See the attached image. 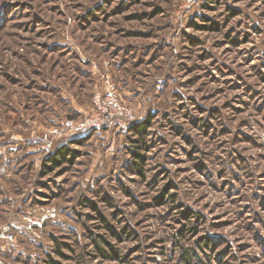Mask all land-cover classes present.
Instances as JSON below:
<instances>
[{"label": "rangeland", "instance_id": "374dc122", "mask_svg": "<svg viewBox=\"0 0 264 264\" xmlns=\"http://www.w3.org/2000/svg\"><path fill=\"white\" fill-rule=\"evenodd\" d=\"M106 81L125 128L49 134ZM11 222L3 264H264V0H0Z\"/></svg>", "mask_w": 264, "mask_h": 264}, {"label": "built area", "instance_id": "2783aa9c", "mask_svg": "<svg viewBox=\"0 0 264 264\" xmlns=\"http://www.w3.org/2000/svg\"><path fill=\"white\" fill-rule=\"evenodd\" d=\"M94 104V114L81 120H65L61 125L54 127L49 134L60 135L65 130H71L79 134L89 130H100L104 127L117 125L125 128L134 118L132 110L120 103L117 90L114 84L109 81H106L103 92L94 96ZM46 150L48 151L49 148H46ZM14 227H17V225L12 222L3 225L0 230V240L7 243L13 242L15 239L13 234ZM0 264H3L1 257Z\"/></svg>", "mask_w": 264, "mask_h": 264}, {"label": "trees", "instance_id": "16d2710c", "mask_svg": "<svg viewBox=\"0 0 264 264\" xmlns=\"http://www.w3.org/2000/svg\"><path fill=\"white\" fill-rule=\"evenodd\" d=\"M130 128L132 130H135L136 133L140 134V135H142L143 130H144V127H143L142 124H139V125L137 124L135 126H131ZM137 146L138 145H134V147H137ZM67 151L68 150L64 146H62L55 153H53L51 155V157L48 158V161H50L52 163L51 167L52 166H56L59 163V160H65L66 159V154H68ZM133 152H134L135 156L138 159V161H135L136 162L135 164L138 167V170L141 171V160H142V157L140 156V154L137 151H133ZM57 252L60 253L58 249H57Z\"/></svg>", "mask_w": 264, "mask_h": 264}]
</instances>
